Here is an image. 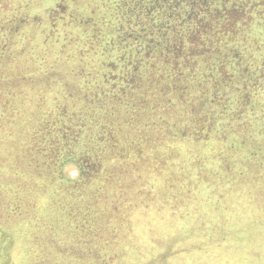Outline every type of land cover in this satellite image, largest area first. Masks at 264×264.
I'll use <instances>...</instances> for the list:
<instances>
[{
  "label": "trees",
  "instance_id": "1",
  "mask_svg": "<svg viewBox=\"0 0 264 264\" xmlns=\"http://www.w3.org/2000/svg\"><path fill=\"white\" fill-rule=\"evenodd\" d=\"M35 3L37 8L33 0H26L19 10L23 13L19 19L9 16L2 19L0 38L5 39L0 40V72L17 32H23L26 22L31 29L35 28L34 13L37 28L46 27L44 0ZM29 6L34 10L27 16L25 9ZM24 33L31 36L30 30ZM45 45L44 42L39 47L46 56L38 57L34 46L30 51L34 53L33 66L30 65L34 76L27 68L29 72L25 76L14 80L4 76V82L0 80V90H8L7 98L0 103V226L18 228L27 214L36 212L34 206L42 192L54 194L48 189L51 177L73 186L79 205L74 202L75 205L64 210L58 207L64 201L55 194L57 200L50 196L48 206L41 212L50 223L25 243L31 244L30 249L34 244L32 252L24 250L25 264H121V260L128 264L126 251L110 253L113 258L107 253L120 233L129 247L134 244V220L124 206L134 209L139 198L143 199L148 186L146 170L153 169L147 162L139 161L151 159L147 152L162 146L157 142L163 139L168 146L178 141L189 144L185 148L188 154L192 148L201 150L195 171L189 168V172L184 168L181 171L188 179L207 175V182H212L205 187L211 186L209 200L215 202L219 214L217 228L211 229L212 233L216 232L213 240L238 237L240 255L260 259L264 264V84L244 80L229 85L226 101L225 96L222 100L215 98L214 90L209 92L208 100L196 102L188 97L190 91L179 93V97L187 99L176 98L178 94L169 91V85L157 84L148 85L150 90L143 92L142 98L114 99L111 93L115 91L109 90V84L99 83L93 79L95 75L82 76L83 69L71 55L73 52H68V56L66 51L61 54L58 49L48 53ZM49 59L65 61L60 67L63 71L49 65L43 71V63L50 62ZM37 69L43 71L42 75L36 76ZM253 71L240 70V79L259 78L260 71L256 76L252 75ZM52 87L57 92L46 93ZM25 89L27 93L36 90L43 102L36 106L31 98H26ZM125 161L135 165L132 174L136 175L138 186L134 185L133 196H137L133 200L128 189L132 183H127L123 176L127 171ZM67 164L77 169L76 177L65 176L63 167ZM193 183L196 186L197 182ZM223 184L236 191L240 189V215L236 217L230 213V205L217 196ZM91 185H97V189ZM195 226L196 234L202 236L203 224ZM184 232L189 239V231ZM97 242L101 244L90 246ZM37 246H45L50 254L39 260ZM204 247L206 243L201 240L192 249L201 252ZM179 259L178 250L168 249L158 255L144 256L140 261L180 264Z\"/></svg>",
  "mask_w": 264,
  "mask_h": 264
},
{
  "label": "flooded vegetation",
  "instance_id": "2",
  "mask_svg": "<svg viewBox=\"0 0 264 264\" xmlns=\"http://www.w3.org/2000/svg\"><path fill=\"white\" fill-rule=\"evenodd\" d=\"M44 15L38 29L34 13L31 37L43 35L48 53L73 52L82 76L109 84L114 99L157 84L176 98L208 100L214 90L222 100L229 85L264 84V0H44ZM248 69L259 78L240 79Z\"/></svg>",
  "mask_w": 264,
  "mask_h": 264
},
{
  "label": "rangeland",
  "instance_id": "3",
  "mask_svg": "<svg viewBox=\"0 0 264 264\" xmlns=\"http://www.w3.org/2000/svg\"><path fill=\"white\" fill-rule=\"evenodd\" d=\"M25 2L26 0H0V24H2L1 21L5 16L16 17L18 19L23 16V13L19 10L23 7ZM32 10L34 9H31L30 6L25 9L27 16H30ZM30 29L31 26L26 22L22 27L23 32L21 33V30L17 32L14 42L10 46V53L4 58L6 63L2 64L4 68H2L0 72L1 82H4V76H10L8 80H14L19 76H25L29 70L33 73V68L31 69L30 65L33 66L31 62L34 53H30V51L33 50L32 48L35 42H37L36 44L38 45V48L34 47L38 57L46 56V53L42 52L40 48L44 44V36L38 35L35 39L34 37H29L24 33V30L26 32V30ZM23 33L24 36H21ZM2 39L5 38L1 37L0 40ZM49 60L50 62L44 60L46 62L43 63V66L45 65L43 71L46 70V66L48 65L51 67H59V71H63L60 67L64 65L65 61L61 59H54V61H51V59ZM70 62L71 61H69V63ZM27 68H29V70H27ZM43 71L37 69L36 76L42 75ZM34 74L35 73H33L32 76H34ZM24 91L26 92V98H31L36 106L39 101L43 102L41 94H37L36 90L30 93H27L26 89ZM56 92L57 89L52 87L50 93H46L53 95ZM7 93V89L0 90V103L7 98ZM48 96L49 95L46 94V97ZM157 143L162 146H157L146 154H150L149 156H151V159H147L143 162L140 159L139 161L141 163L147 162L153 169L152 171L145 169L146 172H148V186L146 187L147 191H144L145 193H143V191L141 192L144 195L143 199L142 197L139 198L140 200L135 203L134 209L124 206V210L129 211V217L134 220V231L136 232L134 244L129 247L126 242L122 240V233H120L118 239L115 240L116 243L112 245L111 250L107 253L108 256L116 250H121L123 253L126 251L128 254V264H144L140 261L144 256L158 255L161 251L169 249L171 252L178 250V255L181 257V259H179L180 264H262L260 259L255 258V260H257L255 261L253 257V259H250V257L243 258L242 255H240V240L238 237L236 239L227 237L225 240H223L224 237H219L218 241H214L215 239L213 240L216 232L212 233L211 229L217 228L216 224L219 214L216 213L214 208L215 202L209 200L211 197V194L209 195L211 186L208 188L205 187L206 184L210 185L212 182H207L206 173H204V175H206L204 177L201 175L199 178L193 176L188 179V176H184L181 171L182 168L185 169V172H189L187 168L193 172L195 171L201 150L192 148L190 150L191 154H188L185 148H187L189 144L185 142L178 141V143L174 142L171 146H168L163 139ZM155 144L156 143H154V145ZM127 158L128 157H126V159ZM130 158L131 156L128 159ZM125 164L127 166V171H124L123 176L127 183H132L129 184L128 189H130V195L133 200L137 195L135 196L134 194L133 196L132 191L135 186H138V181L135 179L136 175L132 174L135 165H132L130 161H125ZM179 169L180 172L178 173ZM63 172L66 177L72 178L76 177L78 174L73 164L64 165ZM143 176L145 177L146 173L142 174L141 178H143ZM193 181L197 182L196 186ZM44 183L45 186L47 181ZM90 187L92 189H97V185H91ZM219 188L220 190L217 195L219 199L223 200L225 205H230V213L234 217H236L238 213L240 215V189L236 191L235 188H228L225 184ZM48 189L52 190V193H54L59 200L64 201L63 205H58V207H62L64 210L66 207L69 209L68 205L74 204V202L75 204L76 202L78 203L73 186L66 182L51 177V179H49ZM54 194L44 195L42 192L41 197L38 198V202H36L35 199L37 205L34 206V209H36V212L32 211L30 214H27V217H25L26 220L20 223L19 225L21 226L18 228L14 227L10 230L9 227L3 228V226H0V264L26 263L24 250L28 249L29 252H32L34 244H32L30 249L29 246L31 244L25 243L33 239L35 234L41 233L43 231L41 228H45L47 223H50L48 222V216L41 212L48 206L50 196H54L57 200ZM223 204L224 203H222V205ZM30 219L33 222H30ZM203 220L205 221L203 222ZM71 221H75V219H71ZM207 222H210V224L206 227ZM197 224H203L202 236L196 234L195 225ZM226 224H230L228 218ZM7 229H9V231H7ZM186 230L189 231V239L185 235L184 231ZM201 240L205 241L206 247H204L201 252L193 250L192 246ZM98 244L101 243L97 242V244H91L90 246L97 247L99 246ZM35 251L39 254V256H37L38 259L41 257L45 258L50 254L49 249L47 250L45 246H37ZM179 251L181 252L179 253ZM35 255L32 254L33 257H35ZM109 257L113 258V255ZM119 263L127 264L124 260L123 262L122 260L119 261ZM53 264L55 263L53 262Z\"/></svg>",
  "mask_w": 264,
  "mask_h": 264
}]
</instances>
